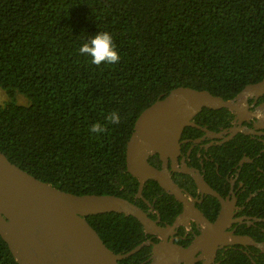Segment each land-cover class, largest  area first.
<instances>
[{
  "label": "trees",
  "instance_id": "1",
  "mask_svg": "<svg viewBox=\"0 0 264 264\" xmlns=\"http://www.w3.org/2000/svg\"><path fill=\"white\" fill-rule=\"evenodd\" d=\"M105 31L120 60L97 66L79 48ZM263 78L264 0H0V88L9 98L0 105V150L67 192L115 194L145 210V201L136 198L139 181L126 164L127 142L142 111L179 86L230 99ZM18 95L29 104L18 102ZM113 111L121 116L119 124L105 119ZM96 122L107 130L90 132ZM245 144L238 142L236 161L251 153ZM150 161L160 163L158 155ZM162 194L157 181L146 182L144 197H156L172 223L178 206L169 209ZM253 205V213L263 216L264 193ZM87 219L116 253L151 238L132 215L107 212ZM244 232L264 241V221ZM151 253L147 245L119 262L140 264ZM0 264H19L1 236ZM215 264H264V252L230 245Z\"/></svg>",
  "mask_w": 264,
  "mask_h": 264
},
{
  "label": "water",
  "instance_id": "2",
  "mask_svg": "<svg viewBox=\"0 0 264 264\" xmlns=\"http://www.w3.org/2000/svg\"><path fill=\"white\" fill-rule=\"evenodd\" d=\"M262 94L264 78L246 85L230 99L206 89L179 86L138 116L127 142V171L139 181V196L146 182L155 180L184 204L183 212L169 225H161L138 204L122 196L64 191L11 162L0 150V236L19 264H120V260L147 245H152L151 256L140 264H215L218 250L235 244L254 246L264 252V241L229 230L233 222L242 220H228L230 215L224 208L218 220H208L171 176L172 170L190 174L199 188L212 191L196 168L177 166L184 128L194 125L192 119L205 107L226 108L242 123L244 114L255 117L257 110L264 109V103L254 112L248 108L249 98ZM255 127L240 125L234 132L260 135L263 132L257 129H264V119H256ZM153 155L162 160L161 168L150 162ZM169 158L173 160L172 170ZM107 212L136 217L145 232L159 240L147 239L125 253L112 251L87 219ZM190 218L201 226V233L185 246L176 242L173 235L181 225L189 226Z\"/></svg>",
  "mask_w": 264,
  "mask_h": 264
},
{
  "label": "flooded vegetation",
  "instance_id": "3",
  "mask_svg": "<svg viewBox=\"0 0 264 264\" xmlns=\"http://www.w3.org/2000/svg\"><path fill=\"white\" fill-rule=\"evenodd\" d=\"M263 103L264 94L259 97L249 98V111L254 112ZM203 110L192 119L194 125H188L183 130L177 166L180 168L183 164H187L189 167L196 168L199 171V175L203 177L206 184L216 194L210 191L207 186V189L199 188L190 174L172 170L173 160L169 158L168 166L172 170V179L182 188L189 201L208 220H218L224 208L230 215L228 220H242L241 222H233L229 230H234L239 234L250 235L244 231L256 226L258 222L264 221L263 211H260L259 214L253 213V200L259 194L264 193V129H257L263 132L260 135H248L250 140L255 141L252 144L246 141L247 139L241 138V134H247L243 132L235 133L234 129L240 125L256 128V118L254 116L251 117L249 114H244V120L240 123V119L229 110V112H222L219 111L220 109L209 108V110L215 111H206L204 114L202 113ZM242 141L246 142L243 147L246 149L250 148L252 151L251 153L244 151L240 159L236 161L238 142L241 143ZM257 151L258 153L254 155ZM153 165L161 168L163 162L160 160L159 164L155 163ZM166 193V195L162 194V198L167 201L169 209L171 208L173 211L178 206V212L174 216L172 223H168L166 220L169 219L165 218L161 213L156 203V197L151 201L144 197L143 192L141 196L138 195V191L136 193L137 199L142 198L145 201V211L153 219L159 220L161 225L173 224L184 208V204L178 201L174 195ZM189 220H191L189 226L181 225L173 235L176 242L181 239L185 241L184 243L189 242L188 244H190L201 233V226L194 221L195 219L190 218ZM154 238H157V236L151 235L150 239L153 240ZM227 246L230 245L221 247L218 250L216 260L220 251L227 248Z\"/></svg>",
  "mask_w": 264,
  "mask_h": 264
},
{
  "label": "clouds",
  "instance_id": "4",
  "mask_svg": "<svg viewBox=\"0 0 264 264\" xmlns=\"http://www.w3.org/2000/svg\"><path fill=\"white\" fill-rule=\"evenodd\" d=\"M79 53L83 56L90 57L91 63L97 66L102 63L117 64L119 63L120 56L113 42L112 35L105 32H98L88 41L82 44L79 48ZM257 120L264 119V109L255 112ZM108 124H119L121 116L118 112L113 111L106 116ZM107 130V125H102L96 122L91 125L89 131L92 133L100 134Z\"/></svg>",
  "mask_w": 264,
  "mask_h": 264
},
{
  "label": "rangeland",
  "instance_id": "5",
  "mask_svg": "<svg viewBox=\"0 0 264 264\" xmlns=\"http://www.w3.org/2000/svg\"><path fill=\"white\" fill-rule=\"evenodd\" d=\"M8 99L7 92L0 88V105H4ZM17 101L25 105L29 104L28 98H26L24 95H18Z\"/></svg>",
  "mask_w": 264,
  "mask_h": 264
}]
</instances>
